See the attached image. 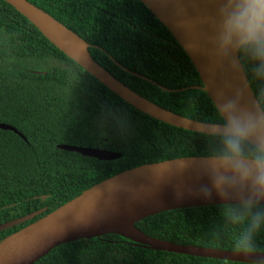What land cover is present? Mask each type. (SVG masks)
Segmentation results:
<instances>
[{"label":"trees","instance_id":"obj_1","mask_svg":"<svg viewBox=\"0 0 264 264\" xmlns=\"http://www.w3.org/2000/svg\"><path fill=\"white\" fill-rule=\"evenodd\" d=\"M30 1L88 41L94 58L137 92L194 119H220L208 93L190 87L203 82L188 54L141 0ZM248 77L257 95L260 84ZM0 122L26 137L0 128V223L47 207L0 231V241L118 172L208 150L198 132L158 120L119 97L5 0H0ZM60 143L114 150L122 157L99 160L59 149ZM220 205L170 209L136 225L177 243L234 249L236 229L224 225ZM257 242L264 251V231ZM34 264L248 262L157 250L108 233L63 243Z\"/></svg>","mask_w":264,"mask_h":264},{"label":"water","instance_id":"obj_2","mask_svg":"<svg viewBox=\"0 0 264 264\" xmlns=\"http://www.w3.org/2000/svg\"><path fill=\"white\" fill-rule=\"evenodd\" d=\"M5 1L27 17L53 44L56 45V47L135 108L158 120L191 131H195L202 127L198 121L203 120L194 119L168 109L126 85L121 79L116 77L94 58L89 49L91 44L88 41L43 8L37 6L30 0ZM141 1L169 29L196 67L203 85L190 87L205 90L215 106L216 92L218 89L224 88L227 90L228 84L239 86L245 80L246 75L247 80L250 81L243 67L239 73L233 74L226 67L216 63L214 58L209 55L208 37L212 30L211 19L214 17L212 7L213 0ZM51 19L85 43L86 49L84 54L71 49L54 33L49 24ZM203 23L208 25L210 31L207 27L205 29ZM118 64L124 67L122 64ZM241 64L242 66L244 65L242 60ZM125 69L131 71L128 68ZM134 73L145 79L151 80L146 76L136 72ZM153 82L157 84L156 81ZM159 86L166 90H178L167 88L161 84H159ZM248 92L251 98H256L257 95L250 82L248 84ZM0 128L12 130L26 139L24 134L10 123L0 122ZM57 147L65 151L77 152L83 156L94 157L104 161L116 160L122 157V153L118 151L97 147L80 146L69 143H60ZM203 156L204 155H189L170 158L188 159L192 164L184 171L172 170L159 178L152 172L151 166L158 162L154 161L125 169L101 180L53 211L39 217L28 225L3 238L0 241V264H34L47 255L53 248L63 243L84 238L89 239L108 233L120 234L137 243L148 245L157 250L247 262L245 257L236 253L234 249L177 243L151 236L136 225V222L139 220L170 209L223 204L224 201L218 194H215V191L206 202L195 205L165 207L155 212L145 214L137 219L134 222V228L147 238L148 241L136 239L117 230H103L105 220L108 219V217L112 219L115 216L121 203L130 197L132 193L144 187L154 189L158 185L168 186L169 183H174V185H176L182 184L188 180H199L201 182L211 183L208 176L204 175L198 167V162ZM44 198L43 196V199ZM46 209L47 207H44L10 221L0 223V231L31 220L42 214ZM261 253H264V251H261Z\"/></svg>","mask_w":264,"mask_h":264},{"label":"clouds","instance_id":"obj_3","mask_svg":"<svg viewBox=\"0 0 264 264\" xmlns=\"http://www.w3.org/2000/svg\"><path fill=\"white\" fill-rule=\"evenodd\" d=\"M216 3L209 55L233 74L243 67L260 87L256 98H251L246 75L239 86L218 89L215 102L220 119L198 121L202 127L195 131L208 142L198 167L211 182L200 193L210 199L214 190L224 201L220 215L225 226L236 229L235 252L248 264H264L257 242L264 231V0ZM191 164L184 158L162 159L151 168L159 178L172 170L184 171Z\"/></svg>","mask_w":264,"mask_h":264},{"label":"bare ground","instance_id":"obj_4","mask_svg":"<svg viewBox=\"0 0 264 264\" xmlns=\"http://www.w3.org/2000/svg\"><path fill=\"white\" fill-rule=\"evenodd\" d=\"M213 1L212 7L215 16L218 5L216 0ZM49 24L54 33L66 45L78 53H85L86 45L82 40L52 19ZM203 25L205 29L207 27L210 31L207 24L203 23ZM204 185L211 187V183L201 182L199 180H188L176 185L169 183L168 186L158 185L154 189L144 187L132 193L130 197L121 203L115 216L112 219L108 217L105 220L103 230H117L136 239L148 241L147 238L134 228V222L145 214L165 207L195 205L208 201L209 199L204 198L200 193V189ZM215 194L217 193L215 192Z\"/></svg>","mask_w":264,"mask_h":264}]
</instances>
